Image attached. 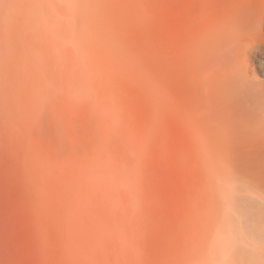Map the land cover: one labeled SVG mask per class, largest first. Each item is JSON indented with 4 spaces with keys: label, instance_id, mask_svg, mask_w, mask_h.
Segmentation results:
<instances>
[{
    "label": "rangeland",
    "instance_id": "374dc122",
    "mask_svg": "<svg viewBox=\"0 0 264 264\" xmlns=\"http://www.w3.org/2000/svg\"><path fill=\"white\" fill-rule=\"evenodd\" d=\"M246 90L264 0H0V264H264Z\"/></svg>",
    "mask_w": 264,
    "mask_h": 264
},
{
    "label": "bare ground",
    "instance_id": "6f19581e",
    "mask_svg": "<svg viewBox=\"0 0 264 264\" xmlns=\"http://www.w3.org/2000/svg\"><path fill=\"white\" fill-rule=\"evenodd\" d=\"M245 93L247 95L244 98L248 106L246 113H248L249 117L242 122V127L247 131L249 137L256 138L257 136L264 141V103H259L254 99L255 97L262 99L264 94L256 91L255 93L253 91L249 92L248 90L244 91L243 95Z\"/></svg>",
    "mask_w": 264,
    "mask_h": 264
}]
</instances>
